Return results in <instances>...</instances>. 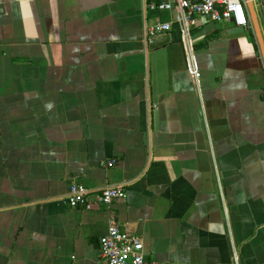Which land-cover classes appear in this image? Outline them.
<instances>
[{
    "label": "crops",
    "instance_id": "crops-1",
    "mask_svg": "<svg viewBox=\"0 0 264 264\" xmlns=\"http://www.w3.org/2000/svg\"><path fill=\"white\" fill-rule=\"evenodd\" d=\"M158 2L0 0V264H99L111 221L148 261L264 264L252 24L188 19L194 80L177 12ZM157 23L171 28L149 39ZM72 183L126 198L68 208Z\"/></svg>",
    "mask_w": 264,
    "mask_h": 264
},
{
    "label": "built area",
    "instance_id": "built-area-1",
    "mask_svg": "<svg viewBox=\"0 0 264 264\" xmlns=\"http://www.w3.org/2000/svg\"><path fill=\"white\" fill-rule=\"evenodd\" d=\"M150 9L176 11L181 24V46L187 71L197 80V66L189 29L186 21L193 16L205 17L213 22L230 21L236 26L246 27L250 23L245 0H159L157 4L149 3ZM171 26L157 23L147 28L146 34L152 39L158 34L166 33ZM111 165V164H110ZM126 198L123 185L107 186L102 190H89L82 184L72 183L64 203L68 208L90 210L99 205L109 208L115 201ZM99 264H161L148 261L142 253V241L139 237L119 230L110 222L107 232L99 239Z\"/></svg>",
    "mask_w": 264,
    "mask_h": 264
},
{
    "label": "water",
    "instance_id": "water-1",
    "mask_svg": "<svg viewBox=\"0 0 264 264\" xmlns=\"http://www.w3.org/2000/svg\"><path fill=\"white\" fill-rule=\"evenodd\" d=\"M248 18L255 32L262 60H264V36H262L253 0H245Z\"/></svg>",
    "mask_w": 264,
    "mask_h": 264
}]
</instances>
